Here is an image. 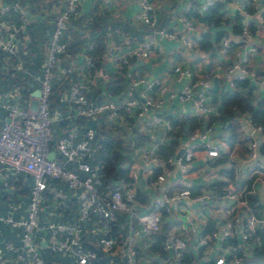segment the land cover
<instances>
[{"label": "crops", "instance_id": "crops-1", "mask_svg": "<svg viewBox=\"0 0 264 264\" xmlns=\"http://www.w3.org/2000/svg\"><path fill=\"white\" fill-rule=\"evenodd\" d=\"M10 1L0 0V5ZM63 1L19 0L26 11V22L23 30L19 33L21 41L17 47V57L7 56L0 50V98H7L9 92L15 87L23 88L28 94L22 103L29 102L32 107H35L36 98L32 92L38 89V77L45 57V47L53 28V15L62 7ZM149 1L155 4L158 12L155 26L134 22L133 15L139 8V0H79L76 4V13L64 27L63 38L67 40V49L71 44L78 48V40L81 41V47L74 52L83 51V48L88 44L92 46V39L95 37L99 41L102 48L101 66L85 75L86 78H94L93 84L86 87V95L90 99L114 97L124 88H131L136 95H139L145 91L144 85L138 81L139 78H144L146 81L158 79L168 88L162 95L156 92V88L146 91L147 95L155 99L160 98L162 102L160 106L152 108L144 117L149 120L152 116L158 115L165 120L169 119L171 125L169 129L165 128V120L158 124L149 123L150 126L140 133L136 130L127 131L115 126L103 116H98L95 120H85L86 124L89 120L94 122L93 126L104 139L111 138L113 141L120 139L122 150L127 147V149L124 148L127 159L120 163L119 170L113 172V176H111L113 179L110 180L131 182L136 199L133 207L138 213L149 210H157L160 213L159 234L163 235L160 242H156L157 239L152 238L148 245L144 246L141 239L133 238L138 264H172L167 261V253L161 250L164 236L168 232H173L176 236L186 240L187 250H190L197 258V264L212 262V255L205 253L204 248L196 246L195 240L198 237V232L192 233L188 230L185 221L186 213L194 216L199 230L203 231H209L219 224L226 215L233 213L241 216L254 214L264 218V181L257 180L255 173L252 172L255 160L264 162V130L262 132L252 131L248 113L236 114L230 120L225 121L212 118V115L217 113L221 95L234 86L235 78L238 76L236 71L233 74L228 72L238 51L246 55V67L255 72L254 77H247L249 84L240 88L241 91L255 99L264 101V0H215L223 6V16L227 20L223 24L225 36L231 40L230 46L225 52L220 51L221 39L224 36L216 38L217 30L221 27H209L193 15L195 12H202L200 6L206 0ZM178 11L184 12L195 20L196 30L193 38L196 43L194 46H187L180 40L166 38L157 33V29L162 28L173 31L179 36L186 34L184 25L176 17ZM236 13L243 18L245 13L248 14L244 20H248L251 33L248 39H243L238 44L234 43L237 34L231 31ZM15 19L13 15L0 17V24L6 29L10 21L18 22L17 17ZM205 32L210 34V47L207 50L201 48L199 44L201 35ZM149 37L153 38L154 46L151 47L146 57H125L131 47L139 45ZM123 57L127 58V64L120 65V60ZM66 61L67 56L63 57L60 63ZM175 64L188 66L197 75L208 78L210 87L207 91V100L215 108L213 114L200 116L190 103L180 101L177 97H168L169 91H178L183 84L175 78L173 72ZM19 66H22L20 68L23 69L22 71L17 70ZM2 69L10 72L8 74L1 73ZM13 70L17 72L15 73ZM6 75L7 77H5ZM110 81L113 82L110 83ZM17 84H20V87ZM65 86L66 84L64 90ZM59 107L60 105H57L53 108ZM194 118L197 120V125L189 130L187 120ZM3 119V112L0 111V124ZM62 120L63 124L61 125L59 124L61 120L57 122V131L67 124L65 119ZM193 130L207 133V139L216 147L217 151L215 155H209L204 146L200 144L201 139H195L197 146L187 178L188 187L191 195L204 193L207 204L203 206L189 200V205H187L185 204L186 200L183 199L178 203H172V212L167 213L154 206V199L161 196L163 192L172 194L183 189L185 187L181 182L183 175L177 166H172L171 171L165 173V180L160 187L152 184V179L162 172V169L160 164L151 160L149 152L164 159L157 150L159 145L174 143L176 146L171 155L176 157L179 148H183L182 144L189 138ZM250 131H252L257 144L255 158L250 156L244 137V134ZM139 136L144 138L143 142L134 145ZM95 157L100 159L102 170L111 161L108 149L101 141ZM131 171L137 173L135 180L130 177ZM105 174L103 172V175ZM218 182L224 184L220 187ZM7 183L0 182L4 189H8ZM229 188H232L236 194L243 190L240 194L241 197L239 196L237 200L228 197L226 194ZM0 196L3 201L1 192ZM7 199L9 200V198ZM27 200L28 197H26V206ZM6 205L8 208L3 211L0 208V212L9 210L12 205L11 201L10 203L6 202ZM15 205V216H18L19 202H16ZM0 206H3V202H0ZM45 214L47 215L46 220L52 218L53 220L68 221L70 219L69 214L65 211L60 212L59 209L52 211L50 206L45 210ZM131 226L135 229L136 222L130 220L128 215L123 212L116 215L115 221L109 224L106 230L102 226L91 227L90 224H86L82 236L83 247L95 250L100 257L101 264H109L110 261H113L114 264H128L125 258L117 254L115 247L107 250L110 253H106L101 251L99 244L106 236L118 240L125 235H130L132 233ZM19 231V228L0 224V245L4 241H9L14 246H18L20 244L17 235ZM36 235V238L40 239L41 237L45 239L47 236L42 232H36ZM157 243L159 249L155 248L154 244ZM259 256L260 251L254 250L252 256L244 264H255ZM67 258L68 264H75L71 257ZM45 263L49 264L46 261Z\"/></svg>", "mask_w": 264, "mask_h": 264}, {"label": "built area", "instance_id": "built-area-1", "mask_svg": "<svg viewBox=\"0 0 264 264\" xmlns=\"http://www.w3.org/2000/svg\"><path fill=\"white\" fill-rule=\"evenodd\" d=\"M79 0H64L63 5L53 15L52 32L45 47V57L38 77L39 94L36 105L22 103L20 89L15 87L9 92L7 98H0V111L4 119L0 124V182L6 184L8 176L16 180L18 175L27 178L29 186L28 200L23 216L16 215V205L0 212V224L11 228H19L17 233L20 244L14 246L9 241L0 245V264H46L44 254H59L71 257L75 264H101L100 257L95 250L83 247L82 236L84 226H102L104 230L115 221L116 215L123 212L130 220L136 222V228L130 227L132 233L115 240L111 236L104 237L99 246L102 252L116 248L117 254L125 258L128 264H138V256L133 238L141 239L144 246L148 245L155 235L160 233L161 216L157 210L138 213L133 207L136 202L135 190L131 182L113 179L103 175L100 159L96 158L99 142L95 140L96 129L88 124H78L76 117L84 120H95L103 116L115 126L124 130L144 132L150 124L163 123L161 116H152L149 120L145 115L154 107L160 106L162 100L147 95L148 90L155 89L158 94H164L167 86L160 80L138 81L144 85V92L136 95L131 88H124L118 95L102 97L97 101L86 95V87L93 84L94 78H86V66L90 57L84 51L67 53V40L63 38V30L67 21L76 13V4ZM215 0H206L201 6L202 11L207 10ZM26 11L19 0H11L0 5V17L15 15L17 23L9 22L6 29L0 24V50L7 56L17 57L19 33L26 22ZM248 14L245 13V17ZM177 19L185 27V35L179 36L173 31L157 29L161 36L180 40L187 46H194L193 38L196 23L193 17L178 11ZM244 17V18H245ZM158 12L155 4L149 0H139V8L134 12L133 20L137 23L155 26ZM251 36L248 20H244L241 33L234 40L238 44ZM231 40L228 36L221 39L220 51H226ZM154 46L152 37L131 47L125 57H146ZM91 47V44L85 48ZM67 61L60 63L63 57ZM81 57V61L79 58ZM120 60V65L127 64V58ZM246 55L236 52L229 73L238 72L235 79L254 77L255 72L246 67ZM59 66L56 68V64ZM173 72L177 81L182 82L178 91H169L168 97H177L180 101L190 103L198 115L213 114L215 108L207 100V91L210 82L207 77L197 75L188 66L175 64ZM65 83V90L58 95L59 108H49V96L52 89L53 78ZM63 79H66L63 81ZM264 80V77H263ZM55 81V82H56ZM65 119L67 124L56 131V124ZM252 123V131L262 132L263 125ZM75 121V122H74ZM165 128H171L170 120L164 121ZM63 126V125H62ZM252 131L244 134L250 156L256 157V141ZM59 134H58V133ZM196 138L201 139V145L209 155L217 153L216 147L207 139V133L193 130L189 138L182 144L183 151L178 157L173 155L164 159L155 153L149 152L151 160L160 164L162 172L158 173L151 183L161 186L165 180V173L177 166L185 185L178 192L162 193L154 199L157 209L172 212V203L180 200H193L206 205V195L199 193L191 195L188 187V175L191 171V161L195 154ZM52 156L48 157V153ZM252 172L255 178L264 181V162L255 160ZM130 177L137 178L136 171L130 172ZM109 180V181H107ZM229 188L227 196L237 200L240 194ZM241 197V196H240ZM39 202H47L52 211L60 210L69 214L68 221L46 220L41 224L38 219ZM184 204V205H185ZM96 221V222H94ZM188 230L198 232L196 246L204 248L205 253L211 256L213 264H244L252 256L254 250L260 251L255 264H264V218L254 214L241 216L240 214L226 215L219 224L209 231L199 230L193 215L185 214ZM93 222V223H92ZM36 232L47 235L46 238H36ZM161 250L168 255L167 261L172 264H182L187 250L186 240L168 232L164 236ZM210 260V259H209ZM193 258L187 264H197ZM54 261L51 260L50 264ZM109 264H114L110 261Z\"/></svg>", "mask_w": 264, "mask_h": 264}, {"label": "trees", "instance_id": "trees-1", "mask_svg": "<svg viewBox=\"0 0 264 264\" xmlns=\"http://www.w3.org/2000/svg\"><path fill=\"white\" fill-rule=\"evenodd\" d=\"M222 9H223V6L220 2H214L211 6L208 7L207 10H204L202 12H195L193 14L201 22L207 24L209 27L210 26L211 27L213 26L221 27V29L217 30V35H216L217 39L226 35V32L224 30L225 26L223 24H225L227 20L223 16ZM13 17L14 19L16 18L15 15H13ZM243 23H244L243 16L236 13L234 17L233 25L231 26V31L234 34L239 35L241 33V28H242ZM209 37H210L209 32H205L204 34L201 35V39L199 40V44L201 48H204L205 50H207L210 47ZM78 42H79V47H81L82 45L81 41L78 40ZM79 47L77 48L76 46L71 44L68 46L67 53L72 54L76 49L78 50ZM83 51L90 57V62L86 66V70L88 71L87 73L101 66L102 48L99 44V41L96 39V37L92 39V46L89 48L84 47ZM79 60L80 61L82 60L81 57L79 58ZM118 78L119 76L117 75V79ZM111 82L113 81H110V83ZM247 84H249L247 78L246 79H236L234 81V86L226 90L221 95V98L218 101L217 113L215 115H212V118L225 121V120H230L236 114L248 113L250 115L251 120L254 123H260L264 127V101L260 99H255L249 96V94H245L244 92H242L240 88L246 87ZM17 85L20 87V84H17ZM61 90L62 88L59 85L58 81L52 84V89H51V93L49 96V108L50 109H52L53 107H56L57 105H60V103L58 102V95L61 92ZM20 93L22 96L21 99H25L26 95L28 94L27 91H25L23 88H20ZM94 101H97V100H94ZM75 121L78 124H83V125L85 124V120L81 117H76ZM187 121L189 122V125H188L189 130H192L197 125L196 118L187 120ZM59 124L60 125L63 124V120H61ZM56 126L58 127V124ZM95 140L99 143L101 141L105 145V147L108 149L109 158L111 159V161H109L108 164L104 167V172L106 173L105 174L106 177L113 176V172H117V170H119L120 163L124 159H127V156H125V152H124L125 151L124 148L127 149V147H124L122 150V147L120 145V139H116V141H113L111 138H109V140H107V138L104 139V137L100 135L97 131H96ZM143 140L144 138L142 136H139V138L136 139L134 145H139L140 143L143 142ZM175 146L176 144L174 143H171V144L164 143L161 146L159 145L157 150L163 158H166L168 156H171V154L175 150ZM21 176L23 175H18L16 180L10 178L8 182L10 186L17 189L16 192H18L19 194H22V195L28 194V187H27L28 180L24 178L25 181H23ZM223 184L224 183L222 182H218V185L220 187ZM220 193H222V191H220ZM154 238L157 239L156 242H160L161 238H163V235L157 234L155 235ZM154 245L156 249L157 248L159 249L158 243ZM185 253L186 254L183 258L182 264H187L193 258V253L190 250H187ZM44 260L46 262H49V264L51 260H53L54 262H57L58 264H68L69 263V260L67 257H65L64 255H59V254H50V255L44 254ZM202 263L203 264H213L212 262H202Z\"/></svg>", "mask_w": 264, "mask_h": 264}, {"label": "rangeland", "instance_id": "rangeland-1", "mask_svg": "<svg viewBox=\"0 0 264 264\" xmlns=\"http://www.w3.org/2000/svg\"><path fill=\"white\" fill-rule=\"evenodd\" d=\"M38 61H39V59H38ZM1 63H5V62H1ZM5 66H7V64H5ZM21 67L22 66H19V68L17 70L22 71L23 69H20ZM13 71L15 73L17 72L16 70H13ZM9 72H10L9 70H5V69H2V71H1V73H6V74H8ZM5 77H7V75ZM65 80L66 79H63V81H65ZM55 81H56V78L54 77L53 82H55ZM61 82H62V80H60V82H58V83L61 86V88L64 90L65 83L63 84ZM8 178H13V176H8ZM26 180H27V178H26ZM6 186H8V189H4L2 187V185L0 184V192H1V195L3 197V201H1V196H0V202L1 203L3 202V206H0L1 210L3 211L4 209L8 208L6 205V202L10 203V201H11L12 205H15L16 202H19V207L17 208V211L19 213L18 215L23 216L25 213V209H26L25 207H26V197H27L26 195L27 194H24V195L19 194L18 192H16V190H17L16 188H13L12 186H10L9 182L7 183ZM29 186H30V184L27 185L28 190H29ZM7 198H9V200ZM48 207H49V204L47 202H39V204H38V216H39L38 219H39L41 224L44 223L45 217L47 218V215L45 214V210H47ZM0 238H1V236H0Z\"/></svg>", "mask_w": 264, "mask_h": 264}, {"label": "water", "instance_id": "water-1", "mask_svg": "<svg viewBox=\"0 0 264 264\" xmlns=\"http://www.w3.org/2000/svg\"><path fill=\"white\" fill-rule=\"evenodd\" d=\"M59 66V63L58 64H56V68ZM39 94V91H38V89H35L33 92H32V95H34V96H37ZM87 123H88V125H90V126H93L94 125V122H92V121H87ZM183 151V148H179V150H178V152H177V154H176V157H178L180 154H181V152ZM52 156V152H49L48 153V157H51Z\"/></svg>", "mask_w": 264, "mask_h": 264}]
</instances>
